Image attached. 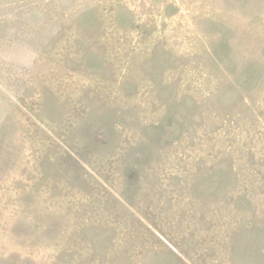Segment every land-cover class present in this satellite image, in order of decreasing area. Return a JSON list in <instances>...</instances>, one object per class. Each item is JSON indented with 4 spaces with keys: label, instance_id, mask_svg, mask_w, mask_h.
I'll list each match as a JSON object with an SVG mask.
<instances>
[{
    "label": "rangeland",
    "instance_id": "374dc122",
    "mask_svg": "<svg viewBox=\"0 0 264 264\" xmlns=\"http://www.w3.org/2000/svg\"><path fill=\"white\" fill-rule=\"evenodd\" d=\"M0 264H264V0H0Z\"/></svg>",
    "mask_w": 264,
    "mask_h": 264
}]
</instances>
